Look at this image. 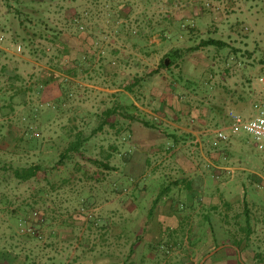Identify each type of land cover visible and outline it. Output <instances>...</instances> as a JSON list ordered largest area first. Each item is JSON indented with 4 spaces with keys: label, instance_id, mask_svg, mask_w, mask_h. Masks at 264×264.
Wrapping results in <instances>:
<instances>
[{
    "label": "rangeland",
    "instance_id": "rangeland-1",
    "mask_svg": "<svg viewBox=\"0 0 264 264\" xmlns=\"http://www.w3.org/2000/svg\"><path fill=\"white\" fill-rule=\"evenodd\" d=\"M256 104L264 0H0V264H127L172 225L199 264H264V151L211 143Z\"/></svg>",
    "mask_w": 264,
    "mask_h": 264
},
{
    "label": "crops",
    "instance_id": "crops-1",
    "mask_svg": "<svg viewBox=\"0 0 264 264\" xmlns=\"http://www.w3.org/2000/svg\"><path fill=\"white\" fill-rule=\"evenodd\" d=\"M177 137H175L176 139ZM237 140H244V136H238L235 137ZM181 182L185 181V178L180 179ZM190 182L186 181L183 185H188ZM181 185V184H180ZM177 190V189H176ZM179 190V188H178ZM172 196V195H170ZM170 224V223H166ZM152 227H144L142 229V233L145 232H154V239L153 237L150 238L151 241H154L153 245H150V248L145 249L142 248L141 245L138 243L135 246L132 247V254L133 259L129 261L127 264H173L174 259H188V264H199L200 259L204 257L205 254H209L211 251L209 249V246L206 249H202L200 251L198 250V246L201 242H189V241H179L176 238H173L172 240H169L166 238L167 234H178L185 231L179 230V225H172L171 226V232L169 233L168 230L164 231L161 230V228H155V230L151 229ZM194 230H191L193 232ZM209 231V230H208ZM208 231L206 232L208 234ZM220 230L216 229L215 227L212 230V233H218ZM172 236V235H170ZM181 242V243H180ZM214 247V246H213ZM154 249V250H153ZM189 249H194L191 252L187 253ZM163 250H167L166 252H163ZM233 247L229 250V252L233 251ZM169 252V254H167ZM213 254V253H212ZM211 256V255H210ZM229 260L227 264H235L236 260L232 257H229ZM124 264V262L122 263Z\"/></svg>",
    "mask_w": 264,
    "mask_h": 264
},
{
    "label": "built area",
    "instance_id": "built-area-1",
    "mask_svg": "<svg viewBox=\"0 0 264 264\" xmlns=\"http://www.w3.org/2000/svg\"><path fill=\"white\" fill-rule=\"evenodd\" d=\"M254 110L255 113L248 116L230 110L226 116L228 122H223L213 130L212 146L218 149L220 144L227 143L234 137L248 135L255 147L264 151V106L256 104Z\"/></svg>",
    "mask_w": 264,
    "mask_h": 264
},
{
    "label": "trees",
    "instance_id": "trees-1",
    "mask_svg": "<svg viewBox=\"0 0 264 264\" xmlns=\"http://www.w3.org/2000/svg\"><path fill=\"white\" fill-rule=\"evenodd\" d=\"M55 37L58 38L59 36L56 35ZM206 46L225 47V46H227V44H226V42L224 40H221L219 38L209 37V38H206V39H202L197 45L191 47L190 49L191 50H196V49H199L201 47H206ZM179 54H180L179 49H173L170 52H168L166 58L168 60H170V65L169 66H171L175 62V60L180 57ZM165 60H166L165 58L162 60L161 66H166ZM152 72L155 73V72H158V70H153ZM133 107H135V106H133ZM109 112L111 113L112 110H110ZM131 119L132 120H136L137 118L135 116H132ZM224 122H228V119L226 118ZM145 123H147V125H150V124H148V122H145ZM100 127H102V126H100ZM80 139L78 138L75 141H73L66 148V152L70 153L72 151H78L79 147H80V144H81ZM38 170H39V166L32 165V166H29V167L16 168L14 170V174H15V176L17 178H19L21 180H27V179H30V178L36 176V174L38 173ZM160 195L161 194H158V196L154 199L153 204H152V206L150 208V211H149L150 215L153 212L154 206L158 203V199H159ZM0 257L1 258L3 257L2 252L0 253ZM0 261H1V259H0Z\"/></svg>",
    "mask_w": 264,
    "mask_h": 264
},
{
    "label": "water",
    "instance_id": "water-1",
    "mask_svg": "<svg viewBox=\"0 0 264 264\" xmlns=\"http://www.w3.org/2000/svg\"><path fill=\"white\" fill-rule=\"evenodd\" d=\"M165 64H168V59L165 60ZM210 254H211V253H209V255H210Z\"/></svg>",
    "mask_w": 264,
    "mask_h": 264
}]
</instances>
